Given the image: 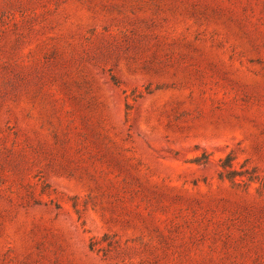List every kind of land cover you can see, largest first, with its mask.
Here are the masks:
<instances>
[{"label": "rangeland", "instance_id": "374dc122", "mask_svg": "<svg viewBox=\"0 0 264 264\" xmlns=\"http://www.w3.org/2000/svg\"><path fill=\"white\" fill-rule=\"evenodd\" d=\"M0 264H264V0H0Z\"/></svg>", "mask_w": 264, "mask_h": 264}]
</instances>
